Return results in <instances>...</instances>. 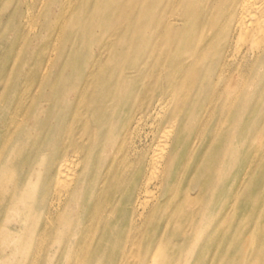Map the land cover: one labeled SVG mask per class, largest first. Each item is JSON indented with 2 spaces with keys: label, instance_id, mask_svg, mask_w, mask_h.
Returning a JSON list of instances; mask_svg holds the SVG:
<instances>
[{
  "label": "bare ground",
  "instance_id": "bare-ground-1",
  "mask_svg": "<svg viewBox=\"0 0 264 264\" xmlns=\"http://www.w3.org/2000/svg\"><path fill=\"white\" fill-rule=\"evenodd\" d=\"M24 1L26 10L19 14L22 23L10 27L16 38L22 34L28 39L31 30L46 24V11L50 12L53 0ZM75 2L66 0V8ZM80 8L75 5L69 17L64 15L55 21L49 38L54 39V47L51 54H43L42 61L48 60V69L58 54L62 56L66 49L62 44L72 32L88 36L85 44L92 62L100 63L98 75L104 72V64L112 66L115 58L126 63L135 59L132 69L151 88L156 84L153 93L157 97L149 101L147 115L139 113L130 127L131 112L122 118L121 125L132 128L130 138L137 153L133 137L151 120L154 131L146 132V136L153 135L151 152L145 157L141 153L135 160L136 177L126 193L120 194L117 187L112 195L110 176L115 172L107 169V164L102 178L104 172L101 163L95 161L96 152L82 154L76 150V142L71 139L78 130L63 128L67 121L71 125L83 123L87 130L82 135L93 138V122L85 118L88 112L96 115L99 128H103L108 121L107 111L119 107L120 102L97 100L99 95L90 90L94 81L91 77L89 87L73 90L74 94L50 88L46 74L23 82L22 88L12 90L15 96L10 99L5 95L8 88H4L0 108L9 115L0 121V126L9 142L4 140L0 147V162L14 141L20 113L42 111L47 114L46 120L58 116L63 120L54 136L48 132L57 138L47 145L51 158L46 163L47 170L40 173L45 176L40 197L21 200L19 205L10 196L8 203H0V219L5 222L2 227L8 231L4 234L12 236V243L4 251L15 249L17 254L23 245L30 248L28 253L44 252L33 261L26 258L34 264H105L102 256L114 248L115 255L106 264H156L149 263V255L155 251L153 258L157 261L162 249L161 232H147L145 225L156 222L160 214L168 215L170 220L179 216L190 221L188 228L180 230L184 237H202L207 231L206 211L212 218L222 205L227 175L233 178L236 197L237 264H264V0H140L137 25L141 34L129 26L128 20L127 30L113 29L98 44L91 33L95 28H86L82 21L89 17L90 24L96 22L98 10L95 7L92 12L82 13ZM4 9L5 4L0 3V11ZM75 9L81 12L78 22L73 17ZM143 41L145 49L139 55L134 49ZM163 82L167 89L158 88ZM82 97L87 104L84 112ZM53 111L61 112L53 116ZM38 207L43 213L32 220L29 212ZM38 219L43 222L41 226L35 225ZM19 223H25L21 228L27 233L25 240L17 236ZM115 234L125 241L107 239ZM154 240L160 241L156 247L150 245ZM220 250L219 254L227 257ZM54 251L60 259L53 260Z\"/></svg>",
  "mask_w": 264,
  "mask_h": 264
},
{
  "label": "rangeland",
  "instance_id": "rangeland-1",
  "mask_svg": "<svg viewBox=\"0 0 264 264\" xmlns=\"http://www.w3.org/2000/svg\"><path fill=\"white\" fill-rule=\"evenodd\" d=\"M0 3L5 4V9L0 11V94H2L4 88H8L5 95L6 98L10 99L15 96L11 95L13 89H20L23 87V82L45 74V77H48V82H50V88L70 90V94H74L73 90L88 88V79L91 77L94 81L90 86V90L99 95L97 100L108 104L120 102L119 107H112L107 111L106 117L108 121L103 128H99L96 115L88 112L85 118L93 122L95 127L94 134H92L93 138H89L85 134L82 135L87 130L83 123L75 122L71 125L67 121L63 130L66 128L78 130L76 136L71 139L76 142V150L82 154L90 153L91 150L96 152L95 161L101 163L100 168L104 172L102 178H105L107 169L115 172V176H110V180H113L112 195L117 187L120 188V194L124 195L130 181L136 177L134 176L136 171L133 173L135 160L141 153L145 157L151 152L153 135L149 134V136H146V132L153 133L154 127L151 120H148V123L139 130L138 135L133 137L138 147V152L134 153L130 138L133 135L132 128L126 125L122 126L121 121L122 118L132 112L128 120L131 127L134 123V117L139 113L143 111L147 115L149 101L157 97L153 93L156 84L153 83L151 88V84L132 69L136 65L133 64L136 61L135 59H130L126 63L122 58H115L112 66H110L111 63H105L104 72L98 75V64L100 63L97 61L92 62L89 48L85 44L88 36L83 37L76 32L68 35L67 45L65 43L62 44V46H66V49L64 47L62 50L63 55L58 54L59 56H56L48 69V60L42 61V59H44V53L47 55L52 53L54 39L49 41V38L53 34L52 27L55 21L59 17L63 18L64 15L69 17V12L75 5L79 4L82 13L84 11L89 13L93 11V8H97L96 15L98 17L96 22L90 24L89 17L82 19V21L86 28L87 25L89 27L92 25V29L95 28L91 33L93 41L98 44L105 41V36L111 35L113 29L127 30L128 20L131 21L129 26L138 32L137 21L140 11V0H77L71 5L70 9L66 8V0H53L51 2L53 5L49 9L51 13L46 11V17L44 18L46 24H40L37 29L31 30L28 39H25L22 34L21 37L16 38L15 31L10 27L12 24L22 23L23 19L19 14L26 10L25 1L0 0ZM81 12L75 9L73 17L76 18L77 22ZM40 22L42 23L43 19ZM88 32L89 30L85 34ZM138 34L140 35L141 32H138ZM146 46L150 47V44L148 43ZM70 48H72L71 51ZM144 49L145 41L138 42L134 50L140 55ZM43 68L45 69L43 70ZM38 85L35 87H38ZM167 87L164 82L158 84V88L167 89ZM101 94L105 96L114 95L102 97ZM47 97L45 96L44 98L46 99ZM69 97L73 98L70 95ZM62 99L68 100L69 98L62 97ZM59 101L61 102V98ZM99 104L97 103V105ZM81 110L83 112L87 111V104L83 97ZM58 112L61 111H53V116ZM8 115L9 112L3 111L1 107L0 121L6 120ZM20 115L22 117H19V127L14 135V141L8 146L2 162H0V203L4 205L8 203L11 197L14 200H18L19 205H21V200H36L40 197L45 187V176H41L40 173L47 170L46 163L51 158L47 145L52 142L53 138H57L49 136L48 132L51 131L54 136L55 129L57 127L60 128L59 124L63 122V120H59L60 116L54 118V120H46L47 114L42 111L36 113L24 112L20 113ZM27 116L34 117L26 121L29 122L28 124H25L26 122H22L21 119ZM68 132H65V134H68ZM57 135L59 136V132ZM4 136L5 129L0 126V139H2L0 147L3 145L4 140L9 142V139H4ZM68 148H71V146L69 145ZM146 158H143L144 164ZM106 166L107 169L105 170ZM225 177L227 180L221 193L223 198V201H221L222 205L215 210L216 213L212 218H210V213L205 210L209 218L204 221L207 231L202 237L197 234L194 235L193 240L192 238L184 237L180 230L183 227L188 228L190 221L179 216H175L170 220L171 218L168 215L160 214L156 222L145 225V230L147 227L149 230L147 232L154 230L155 235L161 232L162 236L160 240L162 249L158 251L157 261L153 258L155 257L154 251L152 256L149 255V263L155 262L157 264L158 261L161 263L169 261L168 264H237L239 227L234 221V217H236V197L235 192L233 193L234 182L233 178H228L227 175ZM40 213L42 214L43 212L38 207L31 210L29 216L32 220H35ZM8 214L7 212L6 215ZM42 223L41 219H38L35 225L41 226ZM3 225H5V222L1 218L0 264H34L33 262H27L26 258L33 261L34 258L37 259L45 255L41 251L28 253L27 251H30V248H25L23 245H21L20 252L17 254H15V249L6 253L4 251L5 246L8 243H12V236L4 234L8 231L3 229ZM19 225L17 227V236L19 235L20 239H24L27 233H24L21 228L25 223H19ZM163 230H167V232L163 233ZM153 234L151 233L150 241ZM3 235L6 236V239H3ZM107 239L109 241L116 240L117 242L125 241L118 234L111 235ZM146 239H148V235ZM146 239L143 238V241L147 242ZM160 241L154 240L150 245L156 247ZM174 242H178V244L172 246ZM141 245L143 244L141 243ZM220 248L222 249L220 250ZM219 250L222 254L227 253V257H224L221 253L219 254ZM21 251L26 252L21 253ZM114 252V248L108 250L102 256L103 263L111 262L115 255ZM51 257L53 260H57L59 258L58 252H52ZM36 264L39 263L37 262Z\"/></svg>",
  "mask_w": 264,
  "mask_h": 264
}]
</instances>
